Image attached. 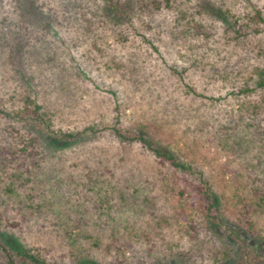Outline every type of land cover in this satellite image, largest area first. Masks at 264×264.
Here are the masks:
<instances>
[{
    "label": "rangeland",
    "instance_id": "1",
    "mask_svg": "<svg viewBox=\"0 0 264 264\" xmlns=\"http://www.w3.org/2000/svg\"><path fill=\"white\" fill-rule=\"evenodd\" d=\"M191 185L215 197L206 227L180 230L185 205L156 229ZM13 246L48 264H264V0H0V264Z\"/></svg>",
    "mask_w": 264,
    "mask_h": 264
},
{
    "label": "trees",
    "instance_id": "2",
    "mask_svg": "<svg viewBox=\"0 0 264 264\" xmlns=\"http://www.w3.org/2000/svg\"><path fill=\"white\" fill-rule=\"evenodd\" d=\"M112 2V1H111ZM114 8L117 7V1L116 3H113ZM261 18V19H260ZM248 19V17H247ZM256 19V20H255ZM262 20L260 12L256 11L251 16L249 15V19L244 23L245 28H250V31H256L255 29L251 28L250 26L255 24V21ZM260 22V21H259ZM244 29V27H242ZM247 33H249L247 31ZM39 107H36L35 110H37ZM35 112V111H33ZM35 114V113H34ZM73 135L71 134H63L60 136V139H63L66 143L71 140ZM142 139V138H141ZM143 140V139H142ZM22 142L25 144V146H28L31 148V150L25 149L24 156L29 157L32 161L34 160L35 155H37V151L34 149V145L36 141L34 142V139H30L29 142H25L22 140ZM143 142L146 144L148 149L154 154V156L158 160L159 165H163L164 162L170 163L174 167H182L185 168L184 165L178 163L175 160V157L170 153L166 152L161 148H155L151 145L150 142H147L143 140ZM213 195V194H212ZM177 196V199H175ZM170 200L175 201V207H173V212L169 214V217L166 214H161L154 218L153 226L156 229H159V227H170L172 226V221L169 219H174L175 215H179V217L184 216V213H180V208L187 205L189 209L193 210L195 212L194 219H188L187 225L184 228H181L180 230L184 232L186 235H190V232H192L195 236V234H198L200 232V229L202 227H206L207 223L209 222V216L211 213L215 212V197L211 196L210 190L207 192L202 189V187L191 185L190 187H182L179 190L176 191V195L172 194L170 197ZM169 200V202H170ZM183 200V201H180ZM187 218V217H185ZM198 222H197V221ZM199 222H201L199 225H197ZM170 225V226H169ZM158 234L161 235L160 232ZM149 242V240H147ZM151 245L148 246V249H151ZM6 248V247H4ZM10 250H15L16 256L18 257V263L17 260H9V264H48L44 259H40L36 255L30 254L25 248L23 247H9ZM5 250L6 255H8L10 258H12V253L10 250ZM132 250V249H131ZM85 264H92V263H85Z\"/></svg>",
    "mask_w": 264,
    "mask_h": 264
}]
</instances>
